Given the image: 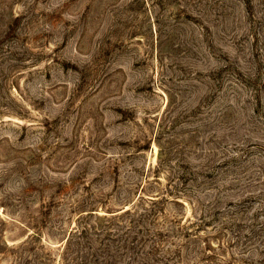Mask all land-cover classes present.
<instances>
[{
	"label": "rangeland",
	"instance_id": "rangeland-1",
	"mask_svg": "<svg viewBox=\"0 0 264 264\" xmlns=\"http://www.w3.org/2000/svg\"><path fill=\"white\" fill-rule=\"evenodd\" d=\"M0 264H264V0H0Z\"/></svg>",
	"mask_w": 264,
	"mask_h": 264
}]
</instances>
